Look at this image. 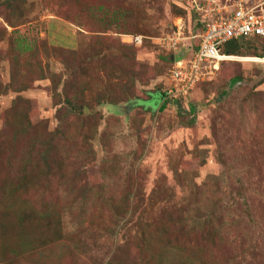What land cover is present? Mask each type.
I'll return each instance as SVG.
<instances>
[{"label": "rangeland", "instance_id": "1", "mask_svg": "<svg viewBox=\"0 0 264 264\" xmlns=\"http://www.w3.org/2000/svg\"><path fill=\"white\" fill-rule=\"evenodd\" d=\"M202 1L0 0V264H264V59H223L187 101L152 102L195 56ZM102 78L141 105L100 107L88 153L58 111ZM20 98L48 133L69 125L56 176L13 165Z\"/></svg>", "mask_w": 264, "mask_h": 264}, {"label": "trees", "instance_id": "2", "mask_svg": "<svg viewBox=\"0 0 264 264\" xmlns=\"http://www.w3.org/2000/svg\"><path fill=\"white\" fill-rule=\"evenodd\" d=\"M102 7L99 8V14L102 15ZM117 17V16H116ZM199 29V28H198ZM223 52L228 56H236V57H254L264 59V38L261 36L256 37H247L243 38L239 41L231 42L227 45ZM135 57V56H134ZM229 58V57H228ZM105 80V81H104ZM106 78H102L101 80L95 79L90 83L92 88V93L95 94V90L100 89V94H96L95 97L89 102H84L79 105V103L74 102L67 96L65 100V107H62L58 114L63 112L64 108L66 109V114L72 117H78L77 120H74L73 126L80 122L79 136L76 139L75 145L79 138H83L84 133L83 130L86 129L87 138L84 137V145L86 147H90L98 135L101 122H103V114L99 112V108L105 105H115L121 103L125 104L128 109L133 110L136 106L141 105L134 102L135 98L134 94H132V88L134 86L128 87L126 85V93L124 96L126 100H124L123 96L118 95L113 86L108 82ZM240 78H235L231 82V87L237 86L241 83ZM199 85V84H198ZM129 91V92H128ZM83 96V94H82ZM167 93H157L152 95V102L155 100L163 99V106L161 107V112L166 109ZM86 96H83L85 99ZM179 102H185L181 99ZM132 105V106H131ZM146 108H151L150 106L143 105ZM118 107V106H117ZM124 107V108H126ZM17 108L21 109L18 110ZM120 108V107H118ZM153 109V108H151ZM149 111H153V110ZM14 113H16V123H15V132L12 137V143L8 148L11 150V153L14 158V164H20V166H24L28 168V166L33 169V174L35 171H41L40 173L46 174V176L53 177L56 176L57 172H60L63 166L62 157L59 155V147L63 148L67 147L68 143L71 141V136L69 134L70 129H67L69 125H59L57 132L48 133L45 125L41 122H37L33 117L34 106L31 102L23 99H19L16 101L12 107ZM192 112H196V106H191ZM148 111V110H147ZM119 110L118 113H120ZM123 116L126 118V114L123 113ZM70 123V121L68 122ZM72 123V121H71ZM42 129V130H41ZM60 130V131H59ZM24 137L25 143L18 144L16 143L19 138ZM92 149L91 147L88 149V153ZM14 151V152H13ZM90 158L93 157L92 154H88ZM55 157V162L53 159ZM10 161V160H9ZM8 165H11L10 163ZM12 166V165H11ZM35 176V175H34ZM46 178V177H44ZM16 182L23 186L28 187V184H32L33 187L38 185V182L34 180V177H30L27 179H19ZM9 186V185H8ZM3 222L0 221V224Z\"/></svg>", "mask_w": 264, "mask_h": 264}, {"label": "built area", "instance_id": "3", "mask_svg": "<svg viewBox=\"0 0 264 264\" xmlns=\"http://www.w3.org/2000/svg\"><path fill=\"white\" fill-rule=\"evenodd\" d=\"M220 3L219 0H203L194 4L196 26L201 33L192 60L179 62L170 71L173 86L167 89V95L172 100H188L201 79L213 74L218 69L217 64L228 58L222 54L226 45L247 37L264 38V6L238 5L222 11ZM163 42V47L170 48L178 44Z\"/></svg>", "mask_w": 264, "mask_h": 264}, {"label": "clouds", "instance_id": "4", "mask_svg": "<svg viewBox=\"0 0 264 264\" xmlns=\"http://www.w3.org/2000/svg\"><path fill=\"white\" fill-rule=\"evenodd\" d=\"M197 45V44H196ZM227 46V45H226ZM225 46V47H226ZM224 47V48H225ZM222 54L223 55H225V56H227V57H236V56H228V55H226L223 51H222ZM261 59V58H260ZM179 62H182L181 61V58H179V59H176V58H174V60H173V63H174V65H176L177 63H179ZM224 61H222L221 63H223ZM218 70V69H217ZM166 93H167V91H165ZM167 99H169V97L167 96ZM167 99H166V101H167ZM179 102V101H178ZM152 108V107H151Z\"/></svg>", "mask_w": 264, "mask_h": 264}]
</instances>
